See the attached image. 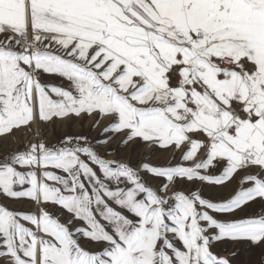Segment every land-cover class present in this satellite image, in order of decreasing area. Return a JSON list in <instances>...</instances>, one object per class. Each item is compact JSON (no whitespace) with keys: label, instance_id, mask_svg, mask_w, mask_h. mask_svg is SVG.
I'll return each mask as SVG.
<instances>
[{"label":"snow or ice","instance_id":"snow-or-ice-1","mask_svg":"<svg viewBox=\"0 0 264 264\" xmlns=\"http://www.w3.org/2000/svg\"><path fill=\"white\" fill-rule=\"evenodd\" d=\"M0 36V264H264V0H0Z\"/></svg>","mask_w":264,"mask_h":264},{"label":"rangeland","instance_id":"rangeland-1","mask_svg":"<svg viewBox=\"0 0 264 264\" xmlns=\"http://www.w3.org/2000/svg\"><path fill=\"white\" fill-rule=\"evenodd\" d=\"M0 38H3L0 36ZM47 82V81H45ZM53 83H59V81H52ZM92 125V121L90 119H84L83 121H76V122H57L50 130H45L44 135L48 139L49 142L55 140L56 137L62 136L64 134L69 135H78V134H89L90 137L95 138L101 132L104 123L102 122L100 127H97L94 131L90 132ZM17 138L19 140H27L30 138L31 133H25L22 137L20 133H17ZM121 137H116L112 143L110 144V148L112 149V154L108 157L110 159L120 160L122 162L129 161L133 167L139 164L141 161L147 162L152 165H165L163 164L162 158L160 154L162 151H154L151 149H145L143 145L136 147L135 152H130L129 150H121L118 145ZM17 144L11 141H2L0 142V159L3 158L4 154L9 151H13L16 149ZM19 147H23L22 143H19ZM135 147V146H134ZM102 151V150H101ZM123 186V185H121ZM178 188L187 192L192 189L194 186L191 184L187 185H177ZM218 195L214 192H209V190L204 191L205 197H215ZM0 203L5 204L9 209H22L28 210L32 207L31 204L21 201V202H14V201H6L0 200ZM262 212V207L260 204H253L251 207L247 208L245 212L241 213V216L245 217H252L259 215ZM59 215V212L56 213ZM66 217H62L65 219ZM235 246L232 244H219L217 247L213 248V252H217L221 255H228L233 251ZM226 249V250H225ZM261 259L260 251L256 250L254 252L245 251L243 246L240 247V257L239 260L243 261H250V264H259ZM236 264V262H234Z\"/></svg>","mask_w":264,"mask_h":264},{"label":"crops","instance_id":"crops-1","mask_svg":"<svg viewBox=\"0 0 264 264\" xmlns=\"http://www.w3.org/2000/svg\"><path fill=\"white\" fill-rule=\"evenodd\" d=\"M160 157L162 158L163 164H167L170 160V153L169 152H161ZM179 158H180L179 153H177L176 159L173 160L172 163H176L177 161H179Z\"/></svg>","mask_w":264,"mask_h":264}]
</instances>
